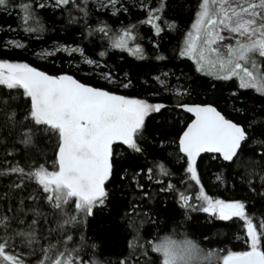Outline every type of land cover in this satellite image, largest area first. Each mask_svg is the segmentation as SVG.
Returning a JSON list of instances; mask_svg holds the SVG:
<instances>
[{
  "label": "snow or ice",
  "instance_id": "obj_1",
  "mask_svg": "<svg viewBox=\"0 0 264 264\" xmlns=\"http://www.w3.org/2000/svg\"><path fill=\"white\" fill-rule=\"evenodd\" d=\"M185 2L187 31L169 15L170 0H0V17L15 21L0 23V52L26 50L22 39L41 40L60 24L80 42L33 54L78 53L75 66L93 81L0 57V264H264V0ZM173 32L168 54L162 41ZM117 51L191 66L134 82L114 75ZM205 157L215 167L210 183L230 198L209 194ZM158 193L183 211L162 221L152 207ZM109 204L123 210L131 237L115 259L88 234ZM193 212L224 222L246 250L190 238Z\"/></svg>",
  "mask_w": 264,
  "mask_h": 264
},
{
  "label": "trees",
  "instance_id": "obj_2",
  "mask_svg": "<svg viewBox=\"0 0 264 264\" xmlns=\"http://www.w3.org/2000/svg\"><path fill=\"white\" fill-rule=\"evenodd\" d=\"M171 2V11L169 12L170 16L176 18L177 23L179 24L181 30L187 31L190 28L192 15L189 11V5L185 0H170ZM195 0H192L194 3ZM183 4L184 7L181 8L180 5ZM7 20L9 23H12L15 26V21L13 18L6 16L0 17V23H3ZM129 21L135 22V17H125L124 22L128 23ZM57 30L50 31L43 36V39L37 40L35 37L22 39L21 42L28 45L26 50H15L10 52H0V57L10 56L11 59L19 62H27L32 66L38 67L41 70L49 72V74H60L61 72H66L69 74L75 75L78 79H82L84 82H93L90 77L85 76V70L87 66L80 64V69H77L76 64L80 63L78 55L77 59L73 60L69 55L64 53H58L55 58H48L46 60H41L34 55L33 53H39L41 49L50 50L52 46H69L75 47L76 44L73 43L75 40L77 43L80 42V34L77 32L75 35H72L70 32H66L63 29V26L56 24L54 26ZM115 28H119V24L114 25ZM142 33L145 36V39L142 41L146 49H148V54H152V48L149 44V39L151 38L150 34L147 32V29H142ZM19 38V37H17ZM179 37L177 33L173 32L166 34L164 40L162 41L163 45L167 48L168 54L172 53V49L177 44ZM85 44H88V40L85 39L83 44L80 46L83 47ZM90 47V45H89ZM161 64L167 65V67H161ZM109 65H118V68L113 69L114 75L123 77L124 73H129L134 82L138 78L140 81L145 79H150L151 77L158 75L161 71L172 70L177 75L188 72L189 67L191 66V61H181L173 59L171 61L157 62L155 60H146L140 61L129 56L127 53L115 52L112 56V59L109 61ZM122 69V70H121ZM190 74V73H189ZM175 81V77H172ZM207 79V78H205ZM111 87V86H109ZM122 94H131L132 90H119ZM136 91H139L137 87ZM227 95V92H225ZM51 154V153H50ZM201 173L202 179L206 186V189L209 191L210 195H216L220 198H230L232 193L225 189L224 187L215 188L212 186V183L209 181V176L215 174L214 162L209 164L207 157L201 162ZM178 178V177H177ZM173 182H176L174 178ZM214 183V182H213ZM231 188V182L229 181V189ZM125 195L118 193V199H125ZM159 213L160 218L163 221L165 217L169 214H179L183 210L180 208L171 195L165 193H158L155 195V201L152 204ZM123 210L118 209L114 204H109L102 211L97 209V215L94 219H91L90 228L88 229V234L92 236L97 242L103 244V251L106 255H112L113 259L116 258V254L122 250L125 238L127 236L126 229L123 226L121 220ZM192 216V227L187 229V233L190 238H195L197 240L201 239L202 234L208 235L211 237V243L208 241H201L203 246L206 249H218L224 248L225 246L230 248L233 251L246 250V246L242 244L241 241L234 238L235 231L233 229L223 227L224 222L215 221L209 223L206 220V214L202 212H193ZM170 230H165L168 232ZM182 233L184 229L180 230ZM155 230L153 229V233ZM165 232H161V235H164ZM228 233L231 238V242L225 245L223 243L224 234ZM177 240L183 239V235H176L174 237ZM127 239H131L130 236H127Z\"/></svg>",
  "mask_w": 264,
  "mask_h": 264
},
{
  "label": "rangeland",
  "instance_id": "obj_3",
  "mask_svg": "<svg viewBox=\"0 0 264 264\" xmlns=\"http://www.w3.org/2000/svg\"><path fill=\"white\" fill-rule=\"evenodd\" d=\"M60 47H63V46H60ZM50 50H52V49H50ZM62 53H64V54H67V55H69L67 52H62ZM76 55H78L79 56V54L77 53ZM240 241V240H239ZM242 242V241H241ZM242 244H243V242H242ZM244 245V244H243ZM245 246V245H244Z\"/></svg>",
  "mask_w": 264,
  "mask_h": 264
}]
</instances>
